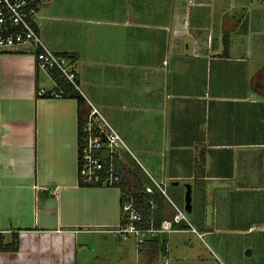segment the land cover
I'll return each mask as SVG.
<instances>
[{
	"label": "crops",
	"instance_id": "0c3cea01",
	"mask_svg": "<svg viewBox=\"0 0 264 264\" xmlns=\"http://www.w3.org/2000/svg\"><path fill=\"white\" fill-rule=\"evenodd\" d=\"M32 19L75 58L81 116L87 100L133 153L126 168L188 186L199 234L213 205L216 232L239 238L229 264H264L263 0H41ZM56 86L30 46L0 52V264H69L117 222L116 194L78 186L76 100L36 98Z\"/></svg>",
	"mask_w": 264,
	"mask_h": 264
},
{
	"label": "built area",
	"instance_id": "2783aa9c",
	"mask_svg": "<svg viewBox=\"0 0 264 264\" xmlns=\"http://www.w3.org/2000/svg\"><path fill=\"white\" fill-rule=\"evenodd\" d=\"M35 10L34 0H0V51L17 45L30 46L33 50L36 71H55L79 92L75 62L44 45L32 19ZM35 94L36 98H42L47 94L55 98L65 95L61 90L46 93L40 89L36 90ZM81 96L84 98L82 94ZM86 103L89 108L77 121L78 181L84 184L117 187L128 181H125V175L123 170L119 169L118 162L123 164L122 158L126 152L132 157L134 155L100 112L89 101L86 100ZM149 180L150 184L142 186L140 194L143 198L140 200H136L135 193L131 190L119 189L120 223L111 230L121 239L132 238L137 254L150 250V241L153 239L167 237L173 231H182L181 223L190 225L185 210L167 195L165 185L151 177ZM40 189L53 195L57 191V188L51 190L48 187H42ZM156 194L163 196L171 208V216L163 218L159 224L155 223L153 216L146 218L144 215L146 205L150 211L158 207L155 202ZM190 230L197 233L192 226ZM164 249L166 250V246Z\"/></svg>",
	"mask_w": 264,
	"mask_h": 264
},
{
	"label": "rangeland",
	"instance_id": "374dc122",
	"mask_svg": "<svg viewBox=\"0 0 264 264\" xmlns=\"http://www.w3.org/2000/svg\"><path fill=\"white\" fill-rule=\"evenodd\" d=\"M143 56V53L140 54ZM143 61V60H142ZM77 125V124H76ZM206 130V129H205ZM73 151L75 153L74 167L77 172V129L75 130L74 142L72 145ZM165 148H162L163 154ZM189 149L183 152H189ZM167 152L165 156H167ZM124 168L127 167L121 164ZM125 175V181L128 187L133 191L132 193L140 194L142 186L147 184L145 182H140L139 184H133L131 177ZM165 187L169 184L168 182H162ZM133 184V185H132ZM91 188L98 189H109L114 194H116V213L117 222L113 225L114 227L120 223V190L118 187L113 186H91ZM172 188L168 187L167 195L171 196ZM184 199V198H183ZM174 200V199H173ZM100 202L99 199H97ZM164 205V215L167 218L171 216V208L167 201H163ZM184 209V202L181 206ZM216 214V209L213 205L208 206L205 210V221L209 230L206 228L205 232L198 236L196 232L190 230V226L194 227L198 233H202V229L199 228L198 224L194 219H189L190 225L187 224L186 229L182 231H173L167 235V250L160 252L155 250H146L145 259L147 264H229V258L232 253H234L240 246H238V236L229 234V230H218L216 232V222L213 223V218ZM206 226V227H207ZM96 236L90 234L82 235V238L87 239L91 244L89 249H85V254L78 255L74 254L71 256L69 264H142L143 252L136 253L135 243L132 238L121 239L116 234L112 233L107 237L98 236V244H92L93 239ZM119 241L122 242V247L119 246ZM95 242V239H94ZM247 248L246 250H248ZM244 250V255H247ZM260 254V253H259ZM140 255V257H137ZM250 259L255 258V254L248 256ZM58 264L61 261L58 260Z\"/></svg>",
	"mask_w": 264,
	"mask_h": 264
},
{
	"label": "trees",
	"instance_id": "16d2710c",
	"mask_svg": "<svg viewBox=\"0 0 264 264\" xmlns=\"http://www.w3.org/2000/svg\"><path fill=\"white\" fill-rule=\"evenodd\" d=\"M41 0H34V5H35V9L38 5V3L40 2ZM1 52V51H0ZM57 54H60V55H64V56H67L68 58H71L72 61L75 62V58L73 56H70L66 53H57ZM56 83H57V86H56V89L57 91L60 89L63 94H65L63 97H70V98H74L76 100V103H77V108H78V118H77V121H79L80 119V116H81V113H80V109L83 107L84 105V98L79 94L78 91L74 90L73 87L66 83L60 76L57 72L55 71H52L51 72ZM77 81V80H76ZM44 97H50L48 94L45 95ZM88 110V109H87ZM121 163V162H120ZM118 162V165H119V169L123 170V174L125 173L126 175H129L131 177V180L133 182V184H139L140 182H145V183H148L150 184V180L148 178H146L145 174H140L138 175V172L136 170H131L130 168H124L121 164ZM195 183H202L200 180H196V181H193V185ZM132 184V185H133ZM78 186L80 187H91V186H98V185H93V184H84L80 181H78ZM116 186V185H114ZM117 187L121 190V191H126V190H131L132 192H135L133 191L131 188L128 187V184L123 182L119 185H117ZM168 187L169 188H172V190L174 188H177V187H173L171 184L167 186V192H168ZM180 189V188H179ZM181 192L178 193V192H173L171 193V196L173 197L174 199V202L179 206V202L181 204V206L183 205V202H184V191L183 189L181 188L180 189ZM203 191V190H201ZM200 191V192H201ZM136 200H140L141 198H143V195H137L136 193L134 194ZM145 198L147 199L148 196L146 195ZM171 198V197H170ZM197 198V194L196 196H194L193 194V197H192V201L193 199L196 200ZM119 201H120V198H119ZM163 201H166L164 199L163 196H161L160 194H156V199H155V202L157 203L158 207L155 209V210H149L148 209V205L145 206V208L147 209H144V215L146 218H149L150 216H153L154 217V220H155V223L156 224H159L160 221L165 217L164 215V205H163ZM139 202V201H138ZM180 207V206H179ZM181 208V207H180ZM183 208V207H182ZM193 210V209H192ZM192 214H193V211H192ZM169 217V216H168ZM189 218V217H188ZM191 218V217H190ZM189 218V219H190ZM180 227L182 229H186L188 228L187 227V224L185 223H181ZM166 242H167V238L166 237H161V238H155L153 239L152 241H150V248L151 250H155L157 249L158 251L160 252H163L165 251V246H166ZM17 247L16 245V239L14 238L13 242L6 246L5 249L7 250H15Z\"/></svg>",
	"mask_w": 264,
	"mask_h": 264
},
{
	"label": "water",
	"instance_id": "95a60500",
	"mask_svg": "<svg viewBox=\"0 0 264 264\" xmlns=\"http://www.w3.org/2000/svg\"><path fill=\"white\" fill-rule=\"evenodd\" d=\"M174 184H177V182H173ZM191 196H190V188L186 186L185 194H184V210L187 214V216L191 217ZM248 253V252H247Z\"/></svg>",
	"mask_w": 264,
	"mask_h": 264
}]
</instances>
